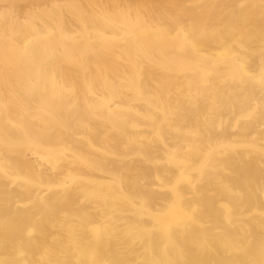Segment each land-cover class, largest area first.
Here are the masks:
<instances>
[{
    "label": "bare ground",
    "instance_id": "1",
    "mask_svg": "<svg viewBox=\"0 0 264 264\" xmlns=\"http://www.w3.org/2000/svg\"><path fill=\"white\" fill-rule=\"evenodd\" d=\"M198 2L0 0V264H264V0Z\"/></svg>",
    "mask_w": 264,
    "mask_h": 264
},
{
    "label": "rangeland",
    "instance_id": "2",
    "mask_svg": "<svg viewBox=\"0 0 264 264\" xmlns=\"http://www.w3.org/2000/svg\"><path fill=\"white\" fill-rule=\"evenodd\" d=\"M204 1H206V0H199V2L198 3H202V2H204ZM250 45V44H249ZM251 84H252V86L253 87H255L256 88V91H257V93L259 94V97L257 98V99H255V100H252L250 103H251V107L253 108V112H259V111H262L263 109H264V89H262V88H259L258 86H257V83L255 82V80L253 79V80H250L249 81ZM263 98V99H262ZM247 122V115L246 114H243V115H241V116H239V118L237 119V121H236V126H235V130L237 129V127H239L241 124H244V123H246ZM254 124H255V126H256V129L259 131V132H263L264 131V123L263 124H261V123H259V121H257V122H254ZM260 142V141H259ZM242 147L241 146H236V148H235V150H240ZM223 155L221 154V157H222ZM168 163V162H167ZM168 165H171L170 163H168ZM207 166H209V165H206V168H209V167H207ZM215 170H217L216 172H220V174L222 173V174H226V173H229L230 175H232V172L230 171V170H228V169H225V170H223V169H220V170H218V169H215ZM191 173L193 174V175H196V173H197V170L196 169H194V170H192L191 171ZM204 182V179H202L200 182H198L199 184H202ZM237 194H239V191L238 190H233V191H231V193H230V195H229V197L231 198V197H233V196H235V195H237ZM228 198V197H227ZM262 201H264V197L261 199ZM244 208V207H243ZM254 210H256V209H252V210H250V211H247V212H245V213H243L241 216H239V217H242L243 219H245V220H249L250 218H252L253 216V214L256 212V211H254ZM261 211L264 213V208H261ZM148 219L149 220H154L155 218H153V217H149L148 216ZM153 223H155L154 221H153Z\"/></svg>",
    "mask_w": 264,
    "mask_h": 264
}]
</instances>
